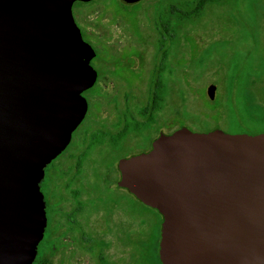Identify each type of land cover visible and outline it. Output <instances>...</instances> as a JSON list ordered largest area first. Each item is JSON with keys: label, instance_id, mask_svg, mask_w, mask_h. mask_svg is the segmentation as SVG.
<instances>
[{"label": "water", "instance_id": "95a60500", "mask_svg": "<svg viewBox=\"0 0 264 264\" xmlns=\"http://www.w3.org/2000/svg\"><path fill=\"white\" fill-rule=\"evenodd\" d=\"M76 1L91 0H0V264L34 261L44 169L83 120L81 94L97 78ZM117 169V185L162 218L161 264H264V133L181 127Z\"/></svg>", "mask_w": 264, "mask_h": 264}, {"label": "rangeland", "instance_id": "374dc122", "mask_svg": "<svg viewBox=\"0 0 264 264\" xmlns=\"http://www.w3.org/2000/svg\"><path fill=\"white\" fill-rule=\"evenodd\" d=\"M111 1L116 3L117 0H91L72 6L77 26L96 52L92 65L101 72L88 118L80 127L78 135L83 126L91 125L92 130L101 136L100 140L105 139V143V135L117 132L116 122L125 108L134 111L135 106H142L147 101L150 73L157 57L158 33L153 24L154 11L160 4L181 0H141L136 8L123 7L119 0V4L113 7L109 5ZM263 24L264 0L220 1L208 6L195 21L176 24L168 55V65L174 78L168 87L173 86L171 104L175 112L166 133L181 127L194 132H207L213 126L215 109L204 103L208 98L201 95L205 85L210 82L219 84L223 81V75H235L237 84L233 86V92L236 100L238 85H243V90L248 87L254 98L264 100V89H258L261 85L251 82L252 77L256 78V72L249 76L250 70L242 67L245 63L250 69V62L260 63V57L254 52L257 46L253 45V49L248 51L247 42L243 41L244 29L262 27ZM137 28L138 32H135ZM132 51L133 55L128 57L131 63L124 59L121 64L136 71L137 77L132 75L136 78L128 73H119L114 65L123 55ZM104 59H107L105 64H101ZM187 72L190 73L188 76ZM245 79L247 87L242 83ZM258 83L261 84V81ZM217 86L216 96H219V100L229 98L227 88L223 86L220 89ZM167 104L166 95L155 125L158 129L164 128L167 122ZM183 107L190 111L193 119L185 118L184 113L180 117L176 116ZM252 113L253 126H244L242 121L247 120L244 113L238 114L235 129L251 133L258 131L256 129L261 128L259 124L264 120V110L260 104H256ZM225 130L232 131V127ZM154 134L153 131L146 136L145 133L131 131L124 146L111 147L108 144V154L104 149L107 154L105 156L102 154L103 149L95 148L93 159L97 158L94 173L87 180L78 178L71 181L75 174L71 168L68 169V163H64L62 173L59 172L54 179L56 197H63V200L51 214L52 226L44 249V255L50 259L51 264H97L93 256L80 248L79 235L69 229L66 217V213L73 207L70 190L90 182L96 192L93 190L89 198L95 197L97 193V199L90 205L92 211H86L79 217L86 233L103 244L104 255L110 264H148L140 258L141 248L137 241L141 235L151 238L157 233L161 216L144 206L126 189L116 188L114 184L118 180L117 160L146 150ZM93 165L91 162V168Z\"/></svg>", "mask_w": 264, "mask_h": 264}, {"label": "flooded vegetation", "instance_id": "af4514ba", "mask_svg": "<svg viewBox=\"0 0 264 264\" xmlns=\"http://www.w3.org/2000/svg\"><path fill=\"white\" fill-rule=\"evenodd\" d=\"M135 32H138V28L136 29ZM135 32H134V34H135ZM81 35L83 37V40H85L82 32H81ZM138 35H139V33H138ZM241 36H242V34H241ZM243 41L247 42L248 51L253 49L252 48L253 45L257 46L256 49H254L255 50L254 52H256L258 54V56L260 57V63L254 64V63L249 61L250 62V69L245 65V63L242 64V67L244 69H246L247 71L250 70V73L248 74L249 76H252V74L256 72L257 76H256V78L252 77L253 80L251 82H252V84L261 85V86H259L258 89H260V88L264 89V24L262 27L257 28V27L251 26V27L244 29ZM156 42H157V40H156ZM171 42H172V37L169 38V40L166 43L165 66H164V70L162 71V76L164 77V80H165L164 98L166 95L168 97V104H167L168 105V108H167L168 112H167V122L165 124V127L158 129L155 126L157 124V117H158L159 112L161 111L162 106H161L160 110L153 112L152 117L150 116V114H148L146 112H144V115H142V113H139V110L144 105H146V103L149 99V89H148L147 101L142 106L141 105L135 106L134 111L130 110L129 108L128 109L125 108V111H123L120 114V117L117 119V122H116L118 130L115 134L105 135V136H107L106 143L103 142L105 139L100 140L101 136H99L95 130H92L91 125L88 127H87V125L83 126V129H82L80 135H78V131L82 128V125L85 124V122L88 118V115H89V112H90V109L92 106L91 101L93 100V96L95 95L96 90H97L96 84H97L99 77L101 76L100 70L95 68L92 65V62L94 61L95 56H96V52H95L94 48L91 46L95 55L92 58L90 64L93 67V69L96 71L97 78H96L94 85L91 88L83 91L81 94L85 103H86L85 116H84L83 120L81 121V123L72 132L70 141H69L68 145L65 147V149L61 152V154H59L57 156V158H55L53 161H51L45 167L43 179L40 182V191L43 195V200L45 203V214H46L45 230L47 229L46 231H49V235H50V227L52 226V215L51 214L53 213L56 206L59 203H61V201L63 200V197L62 198L56 197L54 179L59 175V172L62 173L61 168L63 167L65 162L68 163V165H67L68 169L71 168L75 174L74 178L71 181H74V179L76 181L78 178H84L85 180H87L90 177H92L93 173H94L93 169L95 168V163H96L95 159L97 158L96 157L95 159H93V155H95L94 152L96 151L95 148L98 147V149H103L102 154L105 156L108 154L107 145L109 144L111 147L124 146L126 143L125 139H126L127 135L129 134V132L134 131L137 133H145V135L148 136L149 133H152L154 131L155 132L154 137L148 141L147 149L139 152V153H143V152H147L148 150L151 149L152 142L159 135L170 134V133H166L165 131L169 127L170 122H171V120L174 116V112H175L173 110V107L171 104L172 99H173V96H172L173 95V86L168 87V84L170 82L172 83L173 79H174L173 78V72L168 65V55H169V51H170L169 48H170ZM156 50H157V48H156ZM133 53H134V51L130 52L127 55L125 54L122 56L121 60H119L115 64L113 63L118 68L116 71H119V73H121V74L128 73V74H130L131 77H135V76L137 77V75H136L137 72L130 69V66L128 67L127 65L121 64V62L124 59H127V63L128 62L131 63L130 60L128 61V57L132 56ZM106 60L107 59H104L101 64H105ZM159 62H160V54L157 51V57L155 58V61L153 63L151 73H150V80H151V75L154 72L155 68L158 67L157 65L159 64ZM133 74H135V76H132ZM189 74L190 73L187 72L186 76H188ZM247 76H245V77L247 78ZM234 77H235V75H233V74L231 76L223 75V81L220 82L219 84H217L220 86V89L223 86H225L228 90L227 96L229 95V98H226L223 101L219 100V98H218L219 96H216L217 91H218V86L216 84L210 82L208 85H205L204 92L202 93L201 96L204 98H206V96H207L208 100H206L204 103L209 104L211 106V108L215 109V114H214L215 123L213 124V126H211V128L208 131L219 129V130H221L225 133H228V134H259V133H264V120H262V122L259 124V126L261 128L256 129L258 131L253 132V133L247 132L244 130L238 131L235 129V128H237V125H238L237 124L238 120L236 121V118H239L238 114H244V113L247 116L246 117L247 120L242 121V122H244V126L246 128L253 126L254 125L253 124V115H252L253 114L252 113L253 107L256 104H260L264 110V100L257 99L256 97L254 98L252 90L250 89V91H249V89L247 87L248 84L246 85V79L242 83L243 84L245 83L247 90H243V85H242V87H240L238 85L239 89H237L238 95H237V100H236L234 98L235 94L233 92V86L234 85L236 86L237 83H235ZM258 77H259V79L255 81V79H257ZM258 81H261V84L258 83ZM248 82H250V80H248ZM149 86H150V84H149ZM94 87H96L95 90H94ZM210 87H213L212 95H210L208 92ZM220 92H221V90H220ZM163 103H164V100H163ZM234 103H236V105H233ZM132 108H133V105H132ZM225 109H227L228 111H226ZM182 113H184L185 118H188L189 120L194 118L190 114V111H188L186 108L184 110V107L180 113L176 114V116L180 117V114H182ZM231 114L233 115V117L231 116ZM233 118H234V120H233ZM263 119H264V117H263ZM134 123L135 124L136 123H138V124L145 123V125L140 131H135V130L130 129L125 134L126 125L127 124H134ZM239 126H241V125H239ZM228 127H232V131L225 130ZM241 127H243V126H241ZM223 128H225V129L223 130ZM145 135H144V138L146 137ZM102 145H103V148H101ZM105 148H106L107 154L104 151ZM133 155H136V154H132V155L121 157V158H126V157H130ZM121 158H119V159H121ZM118 160H117V162H118ZM91 162H93V164H94L92 168H91ZM117 162H116V171L118 173V179H119ZM71 183H74V182H71ZM70 184H68V185H70ZM114 187L123 189L117 185V182L114 184ZM94 189L95 188L92 186V183L90 182L89 184H87V183L80 184V185L76 186L75 189L73 188L72 190H70L71 201L73 202V207L66 213L67 221L69 223V229L71 231H73L74 233L79 235V241H80L79 246H80V248H82L84 251L89 253L91 255V257L93 255L90 252L89 248L86 247L85 244H83V239L84 238H90V239L94 240V238L86 233V231L84 230V228H83V226L79 220V217L81 216V214H83L86 211H92L90 205L92 204V202L95 199H97V193H96V196L93 198H89V194H92ZM95 190H94V193L96 192ZM55 197L59 200H57ZM161 221H162V218H161ZM161 221H160V224H161ZM44 233H45V231H44ZM159 234H160V228H159ZM43 237H44V235H43ZM158 241H159V239H158ZM95 242L97 243L98 249L104 255L103 244L100 241L95 240ZM44 249H45V245L43 247V251H44ZM157 253H158V251H157ZM96 263H97V261H96Z\"/></svg>", "mask_w": 264, "mask_h": 264}, {"label": "trees", "instance_id": "16d2710c", "mask_svg": "<svg viewBox=\"0 0 264 264\" xmlns=\"http://www.w3.org/2000/svg\"><path fill=\"white\" fill-rule=\"evenodd\" d=\"M220 1L227 0H181L175 1L170 4H160L157 10L154 11V28L158 33V38L156 42L157 51L160 54V62L155 68L154 72L151 75L150 86H149V99L140 110L139 113L144 115V112L150 114L152 117L153 112L160 110L165 93V80L162 76V71L165 66V55H166V43L175 33V26L177 23H184L189 21H195L200 18L204 10L214 4H218ZM82 2L76 1L74 4H81ZM119 1L116 3L109 2L110 6H116ZM121 5V4H120ZM139 4L126 5L122 4L123 7H134L136 8ZM115 15H117L115 13ZM95 54V53H94ZM96 57V56H95ZM145 123H134L127 124L125 128V134L130 129L135 131H140L144 127ZM148 209H151L147 207ZM155 211L154 209H151ZM157 212V211H156ZM161 221V217H160ZM47 230V229H46ZM44 233L42 241L38 244L37 254L32 262V264H51L50 259L44 255L43 247L47 242L49 237V231ZM142 234V233H141ZM158 239H159V230L155 235L150 237L140 236V239L137 241V244L141 248L140 258L148 264H161L158 259ZM83 244L89 248L90 252L94 256L97 264H110L103 253L98 249L97 243L95 240L90 238H84ZM98 249V250H97ZM96 250V251H95Z\"/></svg>", "mask_w": 264, "mask_h": 264}]
</instances>
